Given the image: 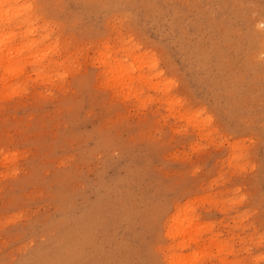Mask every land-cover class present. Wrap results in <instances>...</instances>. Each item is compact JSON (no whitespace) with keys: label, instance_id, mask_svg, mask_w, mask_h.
Returning a JSON list of instances; mask_svg holds the SVG:
<instances>
[{"label":"rangeland","instance_id":"1","mask_svg":"<svg viewBox=\"0 0 264 264\" xmlns=\"http://www.w3.org/2000/svg\"><path fill=\"white\" fill-rule=\"evenodd\" d=\"M11 4L45 38L0 64V264H264V0Z\"/></svg>","mask_w":264,"mask_h":264},{"label":"bare ground","instance_id":"2","mask_svg":"<svg viewBox=\"0 0 264 264\" xmlns=\"http://www.w3.org/2000/svg\"><path fill=\"white\" fill-rule=\"evenodd\" d=\"M17 1L19 0H0V28L1 27L8 28L11 23H14L16 28L21 26L20 21L17 20V18L21 16L23 12L21 10H18L17 12L13 11L14 8L11 4V3H16ZM28 15L29 16L26 19L31 18L30 13ZM15 27L7 31L6 36L0 33V64H2L5 61H8L9 64L11 65L10 68L15 67V62H17L16 60H14V57L16 56L15 54H18V52H21L22 50L32 51L33 47L37 46L45 38V36L43 35L40 36L39 38H35L30 41L25 40V42H21L19 46H11V41L18 34V31L16 30ZM35 30H36L35 28L29 29L27 32H25V35L32 33ZM1 31H3V29H1ZM42 58H44V55H41L37 59H34L32 64L39 63L40 59ZM51 63L52 61L48 60L44 65H42V67L43 68L49 67ZM101 63H103V65L108 68L106 71H111L113 74V79L115 81L114 84H112V87H115L116 83L118 82H122V84L128 86L133 81L134 78L125 69L122 68V65L119 60L117 61L113 60L112 63H106V62H101ZM20 71H24V67H21ZM19 72L16 71L15 73H13V75L15 74L18 75ZM139 94L140 92L136 90V96H139ZM178 215L179 213L178 214L173 213L169 217L167 234L172 239L177 238L178 240H220L217 234H214L215 231L211 232V229L209 227L208 228L206 227V229H203L202 227H198L199 217L196 214H192L189 217H184L180 219L181 222L179 225H177V222H179ZM194 256L195 255L187 257L184 255H178L176 256L174 262L175 264H195L198 258Z\"/></svg>","mask_w":264,"mask_h":264}]
</instances>
